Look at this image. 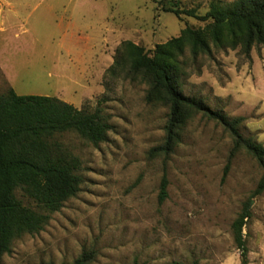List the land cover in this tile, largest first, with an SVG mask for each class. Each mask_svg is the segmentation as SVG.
I'll list each match as a JSON object with an SVG mask.
<instances>
[{
	"label": "rangeland",
	"instance_id": "374dc122",
	"mask_svg": "<svg viewBox=\"0 0 264 264\" xmlns=\"http://www.w3.org/2000/svg\"><path fill=\"white\" fill-rule=\"evenodd\" d=\"M0 32V62L22 96L58 98L79 110L100 109L110 131L99 146L68 133L61 141L82 167L80 192L51 215L44 229L24 235L0 264H241L232 225L247 209L243 234L248 264H264V167L245 150L229 165L233 140L221 124L190 119L168 156L152 154L166 137L169 110L147 101L148 85L109 72L125 41L153 51L186 27L154 0H9ZM168 8L196 9L234 0H157ZM246 56L212 45L211 54L182 58L185 96L202 99L264 146V46ZM2 68V67H0ZM0 69V94L8 89ZM167 178L168 198L159 202ZM17 196L35 207L22 192Z\"/></svg>",
	"mask_w": 264,
	"mask_h": 264
},
{
	"label": "trees",
	"instance_id": "16d2710c",
	"mask_svg": "<svg viewBox=\"0 0 264 264\" xmlns=\"http://www.w3.org/2000/svg\"><path fill=\"white\" fill-rule=\"evenodd\" d=\"M154 2L158 9L172 13L178 19L189 17L206 23L203 28L186 27L179 37L145 48L125 41L118 47L113 75L127 70L129 77L140 78L149 90L147 101L161 103L169 110L164 142L152 148V154L168 156L180 141L186 123L196 115L221 124L230 132L233 149L229 165L240 150H245L264 167V146L239 131L243 119L230 120L210 109L202 99L185 96L181 79L185 75L182 58L186 51L193 58L211 54L212 45L239 49L249 57L251 49L264 46V0H234L212 3L205 15L196 9L168 8L164 1ZM110 124L102 110L87 112L58 98L22 96L12 88L0 94V262L12 251L13 243L24 235H35L48 224L51 215L78 195L82 184L80 159L61 141L75 133L95 146L107 140ZM169 183L164 177L159 202L168 198ZM264 190V178L256 191ZM32 201L26 205L17 193ZM250 219L245 209L232 225L234 242L241 253L242 263L248 264V248L243 234ZM84 254L74 264H88ZM138 264V263H135ZM183 264V263H173ZM197 264V263H193Z\"/></svg>",
	"mask_w": 264,
	"mask_h": 264
},
{
	"label": "crops",
	"instance_id": "0c3cea01",
	"mask_svg": "<svg viewBox=\"0 0 264 264\" xmlns=\"http://www.w3.org/2000/svg\"><path fill=\"white\" fill-rule=\"evenodd\" d=\"M71 1H73V0H71ZM16 11H17V9H16L15 5L11 1H9V0H0V32L2 30H5L4 26H5V20H6L7 16L10 13H15ZM0 67H2L0 69H1V71L3 73V75L5 76V80L7 81L8 85H9L8 87L12 88L15 91V89L12 87V85L10 83L11 80H9L8 73L6 72L7 68L4 65L1 66V62H0Z\"/></svg>",
	"mask_w": 264,
	"mask_h": 264
}]
</instances>
